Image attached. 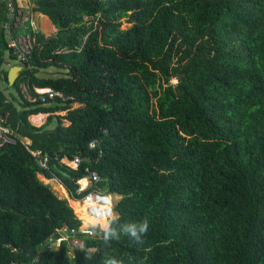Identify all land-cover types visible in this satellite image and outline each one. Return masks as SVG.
<instances>
[{"label":"trees","instance_id":"16d2710c","mask_svg":"<svg viewBox=\"0 0 264 264\" xmlns=\"http://www.w3.org/2000/svg\"><path fill=\"white\" fill-rule=\"evenodd\" d=\"M30 1L57 33H32L10 86L0 5V78L21 99L0 90L17 137L0 149V264H264V0ZM36 88L67 100L34 102ZM78 157L90 163L61 164ZM86 168L102 180L79 193ZM38 176L75 199L97 186L119 195L114 226L147 218L144 243L121 235L105 248L81 232L75 209L92 224V203L74 208Z\"/></svg>","mask_w":264,"mask_h":264},{"label":"built area","instance_id":"2783aa9c","mask_svg":"<svg viewBox=\"0 0 264 264\" xmlns=\"http://www.w3.org/2000/svg\"><path fill=\"white\" fill-rule=\"evenodd\" d=\"M4 5L7 14V20L4 22L3 28L5 37L8 42V49L13 57L20 64H27L31 58L34 49L33 32L40 31L36 26L37 21L35 19V13L33 11L34 5L24 3L22 0H0V5ZM35 92L39 97H36L34 102H41L43 105H47L48 102L54 101L55 98L65 102L67 98L60 93L50 88H36ZM17 137L8 125V115L0 114V149L5 148L9 145H16ZM100 147L99 142H95L91 145L92 150H97ZM33 158L37 161V166L40 169L47 170L49 157L43 156L40 153H33ZM86 160L78 157L74 161L68 159L61 160V164L70 167L73 170H79L82 168ZM90 163V161L88 162ZM86 172L89 174L87 178L81 180L80 184L85 180L88 182L86 188L81 184L79 193H83L91 189L94 185H100L102 180L98 172L91 171L90 168H86ZM115 194H109L106 190H103L100 186L96 187L89 195L83 199L84 202L92 203L89 207V213L91 216L102 217L105 212L109 209L113 210L114 213L116 204L113 201ZM110 197L111 199H108ZM118 197V196H116ZM77 215L83 220V218L77 213ZM84 222V220H83ZM92 225L87 229L81 228V232L87 236H94L90 234L92 231ZM80 244L79 242H76Z\"/></svg>","mask_w":264,"mask_h":264},{"label":"clouds","instance_id":"9594fccd","mask_svg":"<svg viewBox=\"0 0 264 264\" xmlns=\"http://www.w3.org/2000/svg\"><path fill=\"white\" fill-rule=\"evenodd\" d=\"M108 199L111 198L108 197ZM116 224V214L113 210L109 209L105 212L104 216L97 217L95 224L91 226L92 229H98V233L92 230L90 231V234L98 235L103 241L105 248H110L111 242L114 240H120L121 235L128 237L131 242L143 244L144 238L150 227L147 218L139 222L119 224L118 227L114 226ZM104 264H122V262L115 257H110L105 254Z\"/></svg>","mask_w":264,"mask_h":264},{"label":"rangeland","instance_id":"374dc122","mask_svg":"<svg viewBox=\"0 0 264 264\" xmlns=\"http://www.w3.org/2000/svg\"><path fill=\"white\" fill-rule=\"evenodd\" d=\"M37 23H38V28L43 32V23H42V20L37 18ZM128 26H129V24L126 23L125 20H123V26H122V28L123 29H127ZM45 35H46V33H45ZM20 65L21 64L17 60L11 59V58H9V54L7 55V64L4 67L5 69H8V68H10L12 66H20ZM39 75H40V77H44V78H55V77L57 78L58 76L61 75V73L53 68V69L41 71L39 73ZM0 90L4 91V94L9 98V100L11 102H13L15 104L16 107L20 108L21 99L19 98V95L17 94V92L13 88L9 87L1 78H0ZM27 97L30 98L29 96H27ZM73 107L74 108H78V107H80V105L79 104H74ZM55 115L63 116V115H66V112H58V113H55ZM45 121H46V117H45L44 123H45ZM32 123L35 124L34 122H32ZM38 125H40V124H35V126L39 127ZM65 125L68 126L69 123L67 121H65ZM55 126H56V118H53V121L51 122V124L47 128L49 130H52V129L55 128ZM38 180H39V182H41V183H43L45 185H48V186L52 187V189L54 190V192L59 197L68 199L70 201L71 205L74 208H76V206H75V202L76 201H79L81 203H85L83 200H75V198H72L71 194L69 193V191L66 188L65 189H66V191L68 193V196L66 194H62V192L59 189V185H61V184L58 183L55 180L54 181H48V180L44 179L41 176H38ZM81 184L83 185L84 188H86L88 186V182H87L86 185H84L83 183H81ZM119 200H120V198H118L116 196L113 197V201H114L115 204H117L119 202ZM75 210L81 216V213L78 212L77 208ZM115 214H116V217H117L118 216V213L115 212ZM85 221H86V224L89 225V226L95 224V222L92 223V224H90L87 220H85ZM85 226L86 225H85V222H84L83 223V229H84ZM55 245H58V244L55 243ZM71 253H72L71 256L74 257V251L73 250L71 251Z\"/></svg>","mask_w":264,"mask_h":264},{"label":"crops","instance_id":"0c3cea01","mask_svg":"<svg viewBox=\"0 0 264 264\" xmlns=\"http://www.w3.org/2000/svg\"><path fill=\"white\" fill-rule=\"evenodd\" d=\"M24 3H29V0H22ZM30 4L33 6L34 4L30 1ZM35 14V19H36V21H37V18L38 19H41L40 17H43V18H45V19H48L49 20V22L51 23V25L53 26V31L51 32V34H46V36L47 37H50V36H53V35H55L56 33H57V29H56V27L54 26V24L51 22V20L47 17V16H45V15H43V14H41V13H38V12H34ZM37 27H38V23H37ZM43 33L45 34V32H44V30H43ZM13 67H15V66H12V67H10L11 69L13 68ZM10 68H8V69H6V70H10ZM37 116H45V117H47L48 116V114H39V115H34V116H31L30 117V121H32V118L33 117H37ZM45 120V119H44ZM33 122V121H32ZM44 124V122L42 123V124H40V125H38L39 127L40 126H42ZM35 125V124H34ZM117 196V195H116ZM118 198H120L121 199V197L118 195ZM57 244H59V243H57Z\"/></svg>","mask_w":264,"mask_h":264},{"label":"water","instance_id":"95a60500","mask_svg":"<svg viewBox=\"0 0 264 264\" xmlns=\"http://www.w3.org/2000/svg\"><path fill=\"white\" fill-rule=\"evenodd\" d=\"M23 70V67L22 66H15L13 67L12 69L9 70V76H8V79H9V84L10 86H13L15 84V82L17 81V79L19 78L20 76V73L22 72ZM61 198V197H60ZM62 199H65V198H62ZM84 220V219H83ZM85 222V220H84ZM88 228V227H87ZM52 244V240L50 239L48 242H47V245L50 246ZM42 246H39V248H41Z\"/></svg>","mask_w":264,"mask_h":264},{"label":"bare ground","instance_id":"6f19581e","mask_svg":"<svg viewBox=\"0 0 264 264\" xmlns=\"http://www.w3.org/2000/svg\"><path fill=\"white\" fill-rule=\"evenodd\" d=\"M61 184V183H60ZM87 227H89V225L85 226L84 229H87Z\"/></svg>","mask_w":264,"mask_h":264}]
</instances>
